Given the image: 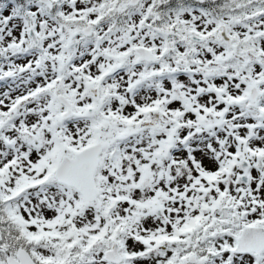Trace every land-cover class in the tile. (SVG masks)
I'll return each instance as SVG.
<instances>
[{
  "label": "snow or ice",
  "instance_id": "snow-or-ice-1",
  "mask_svg": "<svg viewBox=\"0 0 264 264\" xmlns=\"http://www.w3.org/2000/svg\"><path fill=\"white\" fill-rule=\"evenodd\" d=\"M0 264H264V0H0Z\"/></svg>",
  "mask_w": 264,
  "mask_h": 264
}]
</instances>
